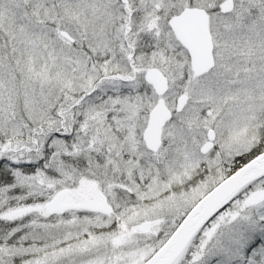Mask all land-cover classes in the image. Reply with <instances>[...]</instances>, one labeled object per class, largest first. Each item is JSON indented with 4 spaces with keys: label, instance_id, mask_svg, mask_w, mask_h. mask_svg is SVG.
<instances>
[{
    "label": "snow or ice",
    "instance_id": "1",
    "mask_svg": "<svg viewBox=\"0 0 264 264\" xmlns=\"http://www.w3.org/2000/svg\"><path fill=\"white\" fill-rule=\"evenodd\" d=\"M0 264H264V0H0Z\"/></svg>",
    "mask_w": 264,
    "mask_h": 264
}]
</instances>
